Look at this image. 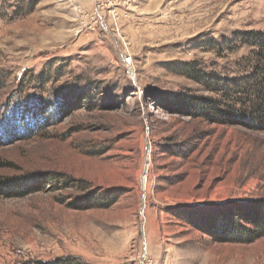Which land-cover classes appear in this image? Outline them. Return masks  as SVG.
I'll return each instance as SVG.
<instances>
[{
  "label": "rangeland",
  "instance_id": "rangeland-1",
  "mask_svg": "<svg viewBox=\"0 0 264 264\" xmlns=\"http://www.w3.org/2000/svg\"><path fill=\"white\" fill-rule=\"evenodd\" d=\"M245 31L264 0H0V264H264L216 228L264 202Z\"/></svg>",
  "mask_w": 264,
  "mask_h": 264
},
{
  "label": "trees",
  "instance_id": "trees-1",
  "mask_svg": "<svg viewBox=\"0 0 264 264\" xmlns=\"http://www.w3.org/2000/svg\"><path fill=\"white\" fill-rule=\"evenodd\" d=\"M242 41L252 46L253 48H258L259 53L257 52V56L259 58V62L253 67V72L248 74V78H250L251 85H248L249 94H250V102L251 107L249 108L248 114L244 116L243 123L251 128H258L264 130V32H256V31H245L240 34ZM203 107L201 112L203 111ZM205 111H203L202 114ZM218 111H214L215 116L217 114H221ZM243 116V115H241ZM218 120L221 119L217 117ZM11 184L16 185V187L22 188L26 185V183H22V178H14L11 180ZM10 183V182H9ZM1 186L7 187V184L4 182H0ZM10 188V187H9ZM12 189V188H10ZM14 194V193H13ZM242 204V203H241ZM244 207L241 211L240 207ZM234 215L229 217V221L226 219L222 220L219 218L218 225L216 228L220 226L223 222L224 228L227 229L226 235L224 237L228 239L234 238H249L251 233H257L260 235H264V202L262 203H251V204H237L235 207ZM248 225L245 227V225ZM227 224V225H226ZM21 264H29L28 261H24ZM32 264H50L49 261H37Z\"/></svg>",
  "mask_w": 264,
  "mask_h": 264
},
{
  "label": "built area",
  "instance_id": "built-area-1",
  "mask_svg": "<svg viewBox=\"0 0 264 264\" xmlns=\"http://www.w3.org/2000/svg\"><path fill=\"white\" fill-rule=\"evenodd\" d=\"M129 60H130V59H129V58L127 59V57L124 58V61H125L126 63H129V62H130Z\"/></svg>",
  "mask_w": 264,
  "mask_h": 264
}]
</instances>
